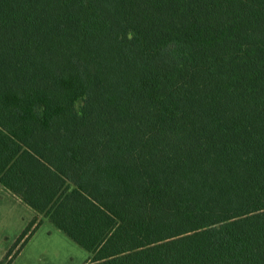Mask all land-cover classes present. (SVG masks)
<instances>
[{
	"label": "trees",
	"instance_id": "1",
	"mask_svg": "<svg viewBox=\"0 0 264 264\" xmlns=\"http://www.w3.org/2000/svg\"><path fill=\"white\" fill-rule=\"evenodd\" d=\"M0 185L16 253L264 264V0H0Z\"/></svg>",
	"mask_w": 264,
	"mask_h": 264
},
{
	"label": "rangeland",
	"instance_id": "2",
	"mask_svg": "<svg viewBox=\"0 0 264 264\" xmlns=\"http://www.w3.org/2000/svg\"><path fill=\"white\" fill-rule=\"evenodd\" d=\"M36 215L33 208L0 185V264H85L90 253L42 215L38 228L16 253L19 236Z\"/></svg>",
	"mask_w": 264,
	"mask_h": 264
},
{
	"label": "crops",
	"instance_id": "3",
	"mask_svg": "<svg viewBox=\"0 0 264 264\" xmlns=\"http://www.w3.org/2000/svg\"><path fill=\"white\" fill-rule=\"evenodd\" d=\"M64 233H65V232H64ZM65 234H66V233H65ZM66 235H67V234H66ZM67 236H68V235H67ZM61 237L65 240V237H64V236L61 235ZM68 237H69V236H68ZM69 238H70V237H69ZM73 241H74V240H73ZM74 242H75V241H74ZM78 245H79V244H78ZM88 259H89V258H88ZM88 259H87V261H88ZM87 261H86V262H87ZM86 262H85V264H86Z\"/></svg>",
	"mask_w": 264,
	"mask_h": 264
}]
</instances>
